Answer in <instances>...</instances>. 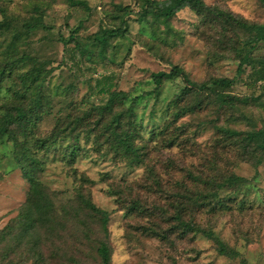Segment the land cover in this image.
Segmentation results:
<instances>
[{
  "label": "rangeland",
  "instance_id": "obj_1",
  "mask_svg": "<svg viewBox=\"0 0 264 264\" xmlns=\"http://www.w3.org/2000/svg\"><path fill=\"white\" fill-rule=\"evenodd\" d=\"M81 1L87 6H71L67 0H0V20L6 13L14 21L12 29L0 35V63L3 64L13 34L18 32L20 38L13 49H17V57L24 54L28 57L18 69H35L47 75L43 92L49 108L38 116L35 125L29 126V136L21 140L42 161L40 179L51 194H56L57 207L61 209L70 200H76L82 191L90 194L97 206L110 212L112 264H244V259L247 264H264V212L256 209L264 201V165L256 168L242 162L234 151L219 148V135L213 128L217 121L238 129L262 128L264 108L239 104L234 112L238 120H232V113L217 107L188 114L177 123L186 124V132L171 146L168 144L175 126L167 134L161 129L172 119V102L183 91L185 81H168L158 95L132 101L155 88L154 72L170 71L175 65L181 66L196 82L235 78L233 94L264 100V89L249 84L251 68L240 70V60L222 48L216 31L203 28L200 17L190 9L172 19L151 17L143 23L131 15L129 34L111 39L105 53L99 54L95 35L105 27L120 24L121 7L139 11V4L136 0ZM205 1L250 22L264 24V0ZM33 18H42L45 26L29 32L24 24ZM72 36L77 43L71 41ZM77 45L89 56L78 52L73 57L68 47L77 49ZM259 55L264 57V47ZM107 81L113 85V91H124L130 97L125 105H116V112L134 105L140 130L137 143L147 152L141 165L131 167L127 158L109 150L106 137L100 134V129L112 117L110 113L104 123H98L101 116L97 108L106 105L110 98V92L101 90ZM9 87L15 89L18 85L9 81L3 91L4 99L15 104L17 97L12 92L5 93ZM28 97L33 98L31 94ZM26 101L23 99L24 107L28 106ZM87 113L90 114L87 116ZM85 116V124L78 130L82 149L74 162L67 154L76 141L72 136L60 137L54 146L37 148L38 139L68 132L75 117ZM91 131L93 134L89 136ZM17 151L9 140L0 141V230L17 217L30 188L17 159L23 151ZM216 160L226 172L248 179L249 185L231 194V198L236 203L246 200L252 208L245 213L236 206L217 215L202 213L197 215V221L206 228L214 227L229 246L236 248L241 256L235 259L220 255L214 241L200 234L182 236L178 232L161 238L145 230V227H155L167 231L168 219L175 215L173 206L184 195H195L202 190L191 184L189 173L211 169ZM84 176L90 181H84ZM133 199H139L150 213H130ZM75 242L73 231H67L62 244L51 245L46 253L49 255L60 245L71 252L70 246ZM27 244L29 250L33 245ZM91 246L86 243L84 251L89 253ZM87 259L94 263L91 256ZM34 262L31 258L24 264Z\"/></svg>",
  "mask_w": 264,
  "mask_h": 264
},
{
  "label": "trees",
  "instance_id": "obj_2",
  "mask_svg": "<svg viewBox=\"0 0 264 264\" xmlns=\"http://www.w3.org/2000/svg\"><path fill=\"white\" fill-rule=\"evenodd\" d=\"M67 1L71 6L83 4L87 6V3L81 0ZM136 2L139 4V11L130 7H121L120 24L116 27H105L95 35L94 41L100 48L99 54L105 53L111 39L126 37L129 34L131 15H136L137 20L143 23L149 22L151 17L172 19L185 9H190L200 17L203 28L216 31L220 36L218 43L222 48L233 53L240 60V70L244 67L251 68L248 76L251 87L258 86L264 89V57L259 55L264 47V24L250 22L219 6H210L205 0H136ZM11 22L14 21L4 13V18L0 20V35L12 29ZM24 25L29 32L45 26L42 18H33ZM74 36L71 41L77 43ZM19 38L20 34L15 32L3 64L0 63V141L7 139L18 148L17 152L23 151V155H17V159L30 188L26 202L17 217L0 230V264H24L31 258H34V264H112L114 250L110 241V212L97 206L90 194L82 191L79 192L76 200H70L59 209L54 199L57 197L56 194H51L40 179V173L43 171L42 161L27 142L21 140L29 136V126L37 123L38 116L48 110L49 103L47 105L44 102L43 92L47 75L35 69L28 71L18 69L28 59L26 54L21 57L16 56L17 49L15 51L13 46L17 45L16 41ZM73 48L68 47L73 57H76L78 52L89 56L81 45H77V49ZM176 79H183L186 85L172 102L174 107L173 111H170L172 119L168 120L161 129L163 134H167L175 126L176 130L169 139L168 145L171 146L186 132L187 125L184 123L177 125V123L188 114H197L211 107H217L226 113H232V120H238L239 117H235L234 112L237 111L236 107L239 104H255L264 108V100L261 97H242L231 92L235 78L221 77L196 82L179 65L173 66L170 71L154 72L152 80L155 88L136 96L132 101L137 102L146 96L158 95L166 82ZM9 81L18 85L15 89L9 87L5 92H12L17 97L18 101L15 104L7 102L3 97V91ZM212 87L219 89L214 90ZM101 90L110 92L108 103L97 108L101 116L98 120L99 124L104 123L107 115L112 114L111 121L106 122L100 129V134L106 137L109 150L127 158L131 167L143 164L147 152L144 151V146L137 143L140 130L134 105H129L126 110L115 111L116 105H125L130 98L129 95L124 91H113V85L109 81L104 83ZM29 94L33 98L29 99ZM23 99L28 100L27 107L22 105ZM89 114L87 113V116ZM242 118L246 117L242 116ZM86 119V116L75 117L72 121L73 126L68 132L65 130L55 133L52 138L38 139L37 148L54 146L60 137L72 136L76 141L70 145L67 154L74 162L82 149L78 130L85 124ZM213 128L219 135L217 144L219 148L228 152L234 151L242 162L256 168L264 165V126L259 129H238L231 124L217 121L213 123ZM91 134L92 131L88 133L89 136ZM189 178L191 184L202 187V190L195 195H184L183 200L173 206L175 215L168 219L170 227L167 231L145 227L146 232L161 238H168L170 234L178 232L182 236L190 233L200 234L214 241L220 255L238 258L241 253L229 246L214 227L206 228L201 225L197 221V215L202 213L217 215L221 211L231 210L233 206L244 210L245 213L252 206L246 200L236 203L232 200L231 194L239 193L250 182L245 177L223 170L218 160L214 161L211 169L202 170L197 174L189 173ZM82 179L90 181L85 176ZM113 192L114 195L117 194L115 189ZM118 200L121 201L122 198ZM260 208L261 213L264 212V201L263 205L256 209ZM129 212L149 214L150 210L143 208L139 199H133ZM67 231L74 233L76 242L70 246L72 251L69 252L70 250L60 245L48 255L46 253L48 248L57 242L62 244ZM88 242L92 244L89 253L83 248ZM27 243L33 245L29 250L26 249ZM90 256L94 263L87 259ZM247 263L244 259V264Z\"/></svg>",
  "mask_w": 264,
  "mask_h": 264
}]
</instances>
